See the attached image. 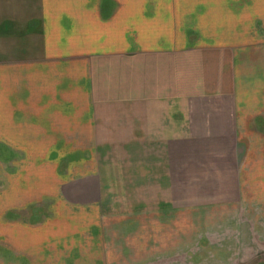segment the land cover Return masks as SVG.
I'll list each match as a JSON object with an SVG mask.
<instances>
[{
  "label": "crops",
  "instance_id": "0c3cea01",
  "mask_svg": "<svg viewBox=\"0 0 264 264\" xmlns=\"http://www.w3.org/2000/svg\"><path fill=\"white\" fill-rule=\"evenodd\" d=\"M242 1L0 0V264H145L171 219L251 213L264 0Z\"/></svg>",
  "mask_w": 264,
  "mask_h": 264
},
{
  "label": "rangeland",
  "instance_id": "374dc122",
  "mask_svg": "<svg viewBox=\"0 0 264 264\" xmlns=\"http://www.w3.org/2000/svg\"><path fill=\"white\" fill-rule=\"evenodd\" d=\"M249 4L243 0L241 5L247 7L242 10ZM258 167L255 195L249 196L251 213L238 204L226 205L223 218L220 211L211 215L212 210L200 209L193 217L171 219L161 227V257L146 258L145 264H264V161H258Z\"/></svg>",
  "mask_w": 264,
  "mask_h": 264
}]
</instances>
